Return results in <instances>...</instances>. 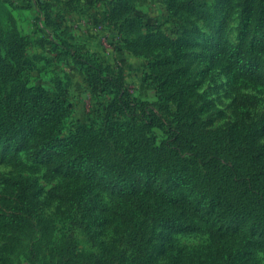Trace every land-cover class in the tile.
<instances>
[{"label":"rangeland","instance_id":"374dc122","mask_svg":"<svg viewBox=\"0 0 264 264\" xmlns=\"http://www.w3.org/2000/svg\"><path fill=\"white\" fill-rule=\"evenodd\" d=\"M36 97L63 113L60 135L91 127L107 163L133 149L121 131L131 127L147 156L162 142L173 147L169 133L182 123L264 147V0H0V264H215L206 229L172 231L148 218L139 231L143 217L117 190L96 186L81 200L71 178L21 157L10 136L27 124L1 116L8 102ZM174 150L191 186L201 184L202 167ZM253 163L264 167V149ZM160 179L187 189L165 170ZM22 201L25 226L11 217ZM241 242L225 244L234 264H264L263 249Z\"/></svg>","mask_w":264,"mask_h":264},{"label":"trees","instance_id":"16d2710c","mask_svg":"<svg viewBox=\"0 0 264 264\" xmlns=\"http://www.w3.org/2000/svg\"><path fill=\"white\" fill-rule=\"evenodd\" d=\"M6 105L1 120L12 128L27 124L25 133L17 131L10 136L16 151L24 150L21 157L30 156L35 167L46 168L48 174L60 180L71 178L74 189L81 191L76 198L84 200L96 186H105L112 192L117 190L118 197L129 201L131 208L143 217L134 221V226L140 224L139 231L143 230L141 222L148 218L162 222L172 231L206 229L215 247V264H234L233 249L225 245L230 238H241L247 248L264 250V228H249L245 223L254 218L264 224V167L253 163L264 147L248 135L231 140L214 134L206 137L187 132L189 126L182 123L169 133L173 147L162 142L152 146L147 156L131 127L121 131L132 140L133 149L112 152L111 163H107L106 157L97 151L91 127L80 125L67 135H60L63 113L52 110L46 100L24 98ZM174 148L188 151L202 167L205 177L201 184L195 181L194 188L191 186L189 171L176 160ZM163 170L187 189L163 188ZM30 215V205L22 201L13 208L11 217L25 226ZM231 222L237 228L230 230ZM69 263L67 258L66 264Z\"/></svg>","mask_w":264,"mask_h":264}]
</instances>
